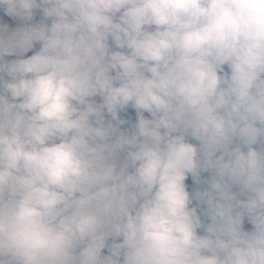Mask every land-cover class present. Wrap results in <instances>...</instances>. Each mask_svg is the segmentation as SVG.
I'll use <instances>...</instances> for the list:
<instances>
[{"label":"clouds","instance_id":"obj_1","mask_svg":"<svg viewBox=\"0 0 264 264\" xmlns=\"http://www.w3.org/2000/svg\"><path fill=\"white\" fill-rule=\"evenodd\" d=\"M0 264H264V0H0Z\"/></svg>","mask_w":264,"mask_h":264}]
</instances>
